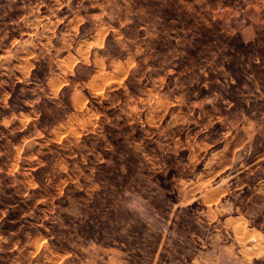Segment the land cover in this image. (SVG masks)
Instances as JSON below:
<instances>
[{
	"label": "rangeland",
	"instance_id": "1",
	"mask_svg": "<svg viewBox=\"0 0 264 264\" xmlns=\"http://www.w3.org/2000/svg\"><path fill=\"white\" fill-rule=\"evenodd\" d=\"M0 264H264V0H0Z\"/></svg>",
	"mask_w": 264,
	"mask_h": 264
},
{
	"label": "crops",
	"instance_id": "2",
	"mask_svg": "<svg viewBox=\"0 0 264 264\" xmlns=\"http://www.w3.org/2000/svg\"><path fill=\"white\" fill-rule=\"evenodd\" d=\"M253 245L255 246L254 241H253ZM254 246H253V247H254ZM247 248H250V247H247ZM255 254H259V251H258V250L255 251V252L252 254L251 258H253V259L256 258V259H257L258 257H256ZM254 256H255V258H254Z\"/></svg>",
	"mask_w": 264,
	"mask_h": 264
},
{
	"label": "built area",
	"instance_id": "3",
	"mask_svg": "<svg viewBox=\"0 0 264 264\" xmlns=\"http://www.w3.org/2000/svg\"><path fill=\"white\" fill-rule=\"evenodd\" d=\"M242 22H244V19H242Z\"/></svg>",
	"mask_w": 264,
	"mask_h": 264
}]
</instances>
